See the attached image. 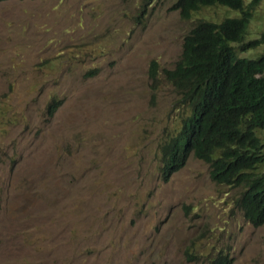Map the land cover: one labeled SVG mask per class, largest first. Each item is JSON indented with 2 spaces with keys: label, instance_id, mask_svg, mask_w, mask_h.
<instances>
[{
  "label": "rangeland",
  "instance_id": "1",
  "mask_svg": "<svg viewBox=\"0 0 264 264\" xmlns=\"http://www.w3.org/2000/svg\"><path fill=\"white\" fill-rule=\"evenodd\" d=\"M175 2L0 3V264H207L218 251L264 264V223L233 206L238 189L193 156L160 178L182 114L163 78L151 95L149 65L173 67L198 20L238 16L183 19ZM253 14L245 41L264 32V1Z\"/></svg>",
  "mask_w": 264,
  "mask_h": 264
},
{
  "label": "trees",
  "instance_id": "2",
  "mask_svg": "<svg viewBox=\"0 0 264 264\" xmlns=\"http://www.w3.org/2000/svg\"><path fill=\"white\" fill-rule=\"evenodd\" d=\"M261 1L176 0L173 8L183 19L212 6L238 16L198 20L183 36L173 67L159 69L151 61L148 69L151 95L163 78L173 86L182 114L179 127L159 147L161 179L168 180L190 155L206 162L211 181L239 190L233 206L254 227L264 223V142L258 136L264 130V52L255 58L239 55L264 44V32L245 41ZM59 104L50 102L49 115ZM232 262L227 252L218 251L207 264Z\"/></svg>",
  "mask_w": 264,
  "mask_h": 264
},
{
  "label": "clouds",
  "instance_id": "3",
  "mask_svg": "<svg viewBox=\"0 0 264 264\" xmlns=\"http://www.w3.org/2000/svg\"><path fill=\"white\" fill-rule=\"evenodd\" d=\"M212 22H213V21H212ZM190 156H192V155H190ZM190 156H189V157H190ZM193 157H194V156H193ZM194 158H196V157H194ZM188 159H189V158H188ZM188 159H187V160H188ZM196 159H198V158H196ZM198 160H200V159H198ZM159 161H160V159H159ZM200 161H202V160H200ZM186 162H187V161H186ZM202 162L205 163V164L208 166V164H207L206 162H204V161H202ZM185 164H186V163H185ZM208 171H209V166H208ZM174 173H175V172H174ZM174 173H173V174H174ZM159 174H160V169H159ZM173 174H172V175H173ZM172 175H171V176H172ZM171 176H170V177H171ZM209 177H210V173H209ZM160 178H161V177H160ZM162 181H163V180H162ZM166 181H167V180H166ZM249 224H250V223H249Z\"/></svg>",
  "mask_w": 264,
  "mask_h": 264
}]
</instances>
